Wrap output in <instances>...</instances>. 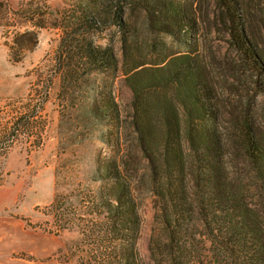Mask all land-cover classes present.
<instances>
[{
    "label": "trees",
    "instance_id": "trees-1",
    "mask_svg": "<svg viewBox=\"0 0 264 264\" xmlns=\"http://www.w3.org/2000/svg\"><path fill=\"white\" fill-rule=\"evenodd\" d=\"M216 3L230 46L264 95V48L247 0ZM198 10L195 0H85L60 27L55 73L120 70L131 93L124 126L113 97L98 101L114 139V153L99 159L90 176L98 188L86 197L55 193L45 207L49 233L80 230L76 264H264V134L253 109L239 111L224 95L230 64L214 63V55L197 48L168 51L152 62L142 45L133 44L135 11L153 34L192 38ZM111 26L120 35L121 65L114 46L85 40ZM121 130L132 134L129 144L118 141ZM125 152L145 160L155 201L148 262L136 247L142 176Z\"/></svg>",
    "mask_w": 264,
    "mask_h": 264
},
{
    "label": "rangeland",
    "instance_id": "rangeland-1",
    "mask_svg": "<svg viewBox=\"0 0 264 264\" xmlns=\"http://www.w3.org/2000/svg\"><path fill=\"white\" fill-rule=\"evenodd\" d=\"M84 1L0 0V229L7 234H0L7 241L2 264H76L81 254L80 230L73 227L61 234L49 233L52 219L45 215V207L55 193L86 197L98 188L90 176L99 159L114 153L109 145L114 141L110 123L97 107L100 98L113 97L122 126L128 122L131 93L120 70H91L72 77L55 73L60 27L75 5ZM195 1L200 10L198 32L192 38L153 34L145 28L142 14L135 11L139 17L133 44L142 45V53L152 62L168 51L197 48L214 55V63L230 64L224 95L239 111L253 109L256 127L264 134V95L257 90L258 79L230 46L227 26L217 21V0ZM244 5L251 11L250 22L264 48V5L258 0H247ZM116 30L111 26L95 31L85 40L114 46L121 65ZM131 136L121 130L118 141L129 144ZM124 154L142 176L136 189L141 217L136 247L148 262L155 201L145 160L140 153L134 159Z\"/></svg>",
    "mask_w": 264,
    "mask_h": 264
},
{
    "label": "crops",
    "instance_id": "crops-1",
    "mask_svg": "<svg viewBox=\"0 0 264 264\" xmlns=\"http://www.w3.org/2000/svg\"><path fill=\"white\" fill-rule=\"evenodd\" d=\"M5 231H6L5 229H0V234H6ZM6 243H7L6 238L0 237V260L3 259V257H4L3 255H5V253H6V249H5V245L7 246ZM0 264H2V263H0Z\"/></svg>",
    "mask_w": 264,
    "mask_h": 264
}]
</instances>
